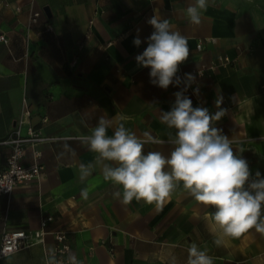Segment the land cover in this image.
Returning a JSON list of instances; mask_svg holds the SVG:
<instances>
[{
  "label": "crops",
  "instance_id": "crops-1",
  "mask_svg": "<svg viewBox=\"0 0 264 264\" xmlns=\"http://www.w3.org/2000/svg\"><path fill=\"white\" fill-rule=\"evenodd\" d=\"M194 3L0 0V35L8 39V44L0 41V170L12 149L4 141L17 130L27 136L33 128L55 138L36 146L42 152V175L0 196V248L10 231H26L33 242L0 264H47L56 240L49 233L38 243L34 233L49 215L55 219L46 230L69 233L76 264H188L191 243L207 250L213 264H264V235L250 229L217 246L215 209L195 201L182 185L162 204L122 203V186L104 179L97 154L80 139L101 117L114 121L111 136L123 115L131 117L125 127L137 137L149 131L165 141L145 145L144 154H170L167 139L175 130L161 122L160 112L170 110L180 88L151 84L150 68L135 60L154 31L148 20L157 15L188 42L189 57L177 76L208 69L185 95L212 114L226 110L214 126L234 141V151H242L253 177L257 171L264 176V0H209L199 24L186 16ZM32 10L44 14L29 26ZM47 24L54 30L47 31ZM137 36L139 47L133 44ZM221 56L230 63L217 65ZM26 148L30 165L33 149Z\"/></svg>",
  "mask_w": 264,
  "mask_h": 264
},
{
  "label": "clouds",
  "instance_id": "clouds-1",
  "mask_svg": "<svg viewBox=\"0 0 264 264\" xmlns=\"http://www.w3.org/2000/svg\"><path fill=\"white\" fill-rule=\"evenodd\" d=\"M208 6L209 0H195L186 9L189 21L199 24L201 13ZM148 23L154 31L135 60L139 66L150 68L151 84L165 90L170 85L180 88L173 93L175 100L170 110L160 112L161 122L175 130L167 139L172 146L170 154L165 156L159 151L144 154L145 145L165 141L149 131L143 133V139L137 137L125 127L124 122L131 117L123 115L115 123L111 136L108 129L114 121L101 117L91 133L80 139L97 154L104 179L122 186V203L129 204L135 199L162 204L182 185L195 201L215 209L211 220L218 230L217 246L225 237L237 239L250 229L264 235V176L257 171L253 177L248 161L239 155L242 151H234V141L214 126L226 110L212 114L205 107H194L192 99L185 95L196 80L191 73H186L183 79L177 76L179 66L189 57L186 37L173 31L168 19L154 15ZM133 44L140 46L139 36ZM193 91L198 93L199 88ZM221 103L222 99L216 101L218 108ZM71 260L76 264L75 257ZM188 264H213V258L207 250L191 243Z\"/></svg>",
  "mask_w": 264,
  "mask_h": 264
},
{
  "label": "built area",
  "instance_id": "built-area-1",
  "mask_svg": "<svg viewBox=\"0 0 264 264\" xmlns=\"http://www.w3.org/2000/svg\"><path fill=\"white\" fill-rule=\"evenodd\" d=\"M17 10L20 11L21 8L18 7ZM43 14L42 11L32 10L29 19V26L38 24ZM46 28L47 31L54 30L51 24H47ZM0 41L8 44V39L4 34L0 35ZM201 47L202 45L199 44L198 49H201ZM230 61L231 59L229 57L221 56L218 59L217 65L228 64ZM215 67L217 66L213 65L210 68L212 69ZM207 70L208 69L205 68L192 69L189 73L193 74L197 80L205 77ZM196 88L198 87H195L194 89ZM54 139L55 138L52 137H45L33 128H30L27 136H23L21 131L17 130L15 132V137H11V139L9 138L4 141V144H11L12 149L9 153L6 167L0 170V196L11 195L18 185L31 182L42 175L44 170V166L41 162L42 152L38 150L36 146ZM26 145H30L33 149L32 163L30 165L25 164V157L27 154ZM54 219L55 218L52 215L44 217L41 221V230L34 233L35 237L38 238V243H44V236L51 233L56 240L55 247L52 251L47 252V264H72V248L69 240V233L62 229L54 231L46 230L49 223L53 222ZM31 245H33L31 234L26 231L19 230L5 233L0 248V263L2 259L20 252Z\"/></svg>",
  "mask_w": 264,
  "mask_h": 264
},
{
  "label": "water",
  "instance_id": "water-1",
  "mask_svg": "<svg viewBox=\"0 0 264 264\" xmlns=\"http://www.w3.org/2000/svg\"><path fill=\"white\" fill-rule=\"evenodd\" d=\"M45 12H46L48 15H50V10H49V8H45Z\"/></svg>",
  "mask_w": 264,
  "mask_h": 264
}]
</instances>
